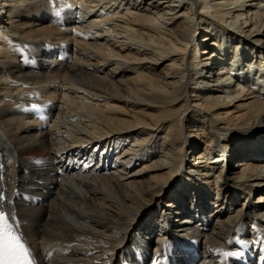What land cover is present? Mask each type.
<instances>
[{
    "label": "bare ground",
    "instance_id": "6f19581e",
    "mask_svg": "<svg viewBox=\"0 0 264 264\" xmlns=\"http://www.w3.org/2000/svg\"><path fill=\"white\" fill-rule=\"evenodd\" d=\"M263 2L0 0V194L37 264H264Z\"/></svg>",
    "mask_w": 264,
    "mask_h": 264
},
{
    "label": "snow or ice",
    "instance_id": "6c2138e0",
    "mask_svg": "<svg viewBox=\"0 0 264 264\" xmlns=\"http://www.w3.org/2000/svg\"><path fill=\"white\" fill-rule=\"evenodd\" d=\"M83 166L90 167L86 164ZM6 200L7 197L0 194V264H37L33 251L22 234L17 216L5 207ZM224 255L230 254L225 252ZM151 264H160V261L153 260Z\"/></svg>",
    "mask_w": 264,
    "mask_h": 264
},
{
    "label": "rangeland",
    "instance_id": "374dc122",
    "mask_svg": "<svg viewBox=\"0 0 264 264\" xmlns=\"http://www.w3.org/2000/svg\"><path fill=\"white\" fill-rule=\"evenodd\" d=\"M3 3H5L6 1H2ZM254 2H256V1H254ZM263 4H264V2H263ZM264 6V5H263ZM0 8H1V6H0ZM70 15V14H69ZM67 16V15H66ZM70 17L72 18V20H75V13H74V15L73 14H71L70 15ZM76 17H77V21L81 24H86L87 23V21H86V19L85 18H81V14L79 15L78 13H76ZM65 18H67V17H65ZM68 19V18H67ZM70 19V18H69ZM232 18H228V20L230 21ZM26 20V19H25ZM30 20V19H29ZM7 21H9L8 20V18H7ZM38 23H43V22H38ZM51 26V25H53L54 23H52V21L51 20H45L44 21V23L43 24H40L39 26L37 25L36 27H34V28H46L47 26H49V25ZM240 24V22H238V23H236V26H240L239 25ZM6 25H8V24H6ZM55 26L56 25H58L57 27H59V23H55L54 24ZM16 26H17V24H16ZM46 26V27H45ZM33 27L31 28V29H34ZM242 51V50H241ZM240 51V53H243V52H241ZM240 56H242V54L240 55ZM168 63V62H167ZM162 68H163V66H162ZM219 67H216V68H214V70H217ZM247 70V69H246ZM245 69H244V73H240V75H239V73L238 72H236V71H234V77H233V79H236V80H239L240 79V81H242V83L243 82H245V83H247L248 81H247V71H246ZM242 72V71H241ZM246 73V74H245ZM211 76H214V74L213 73H211L210 74ZM199 76V75H198ZM242 78V79H241ZM201 79H203V78H201ZM201 79H199V81H201ZM236 80H234V82L232 83V87H230V89H232L233 90V88L235 89V88H237V84H235L234 86H233V84L236 82ZM206 81H208V79H205V82ZM210 84H214V81H213V78L211 77L210 78ZM228 82V81H227ZM216 83V82H215ZM213 88V87H212ZM49 101V106L46 108V109H48V110H50V106L52 107L51 109V111H53L51 114H54L53 115V119L56 121V119H57V121H58V116H60L61 114V112L63 111V109H62V106L65 108L66 106L64 105V103H62V101L61 100H59L58 102H57V100H55L56 102V104L55 105H60V106H55V105H52V103L53 102H50V100H48ZM48 101H47V103H48ZM117 105H119V106H122V111L120 110V112L121 113H113V115L115 116V117H118L117 115H121V114H125V113H127V114H133L132 113V110L130 109V107L129 106H124V104H117ZM30 107V106H29ZM29 107H27V108H29ZM25 108V107H24ZM23 108V109H24ZM26 108V109H27ZM33 108H35V110L36 109H39L38 107L36 108V107H33ZM57 108L59 109V110H57ZM26 109H24V110H26ZM56 109V110H55ZM62 109V111H60ZM39 110H41V109H39ZM59 111V112H58ZM21 112H24L23 110L21 111ZM38 112V111H37ZM66 112L68 113L69 112V110H66ZM32 113H33V115H34V112L32 111ZM55 114H57V115H55ZM69 114V116H72V112H69L68 113ZM25 115V114H24ZM33 115H30V116H27V115H25L24 117H25V119H26V121L27 122H31L32 120H35V121H37V122H40V121H38V120H36V117H35V115L33 116ZM57 117V118H56ZM73 117V116H72ZM54 120H52V122H49V125H53L54 124ZM74 123L75 124H78L79 123V121H77V120H74ZM158 134H161L162 136L165 134L164 132L162 133V132H160V133H158ZM161 137V136H160ZM159 141H160V139H158ZM161 141H163V138L161 139ZM202 147H204V144H202ZM215 149H221V147H219V146H216V148ZM159 151H161V149L159 150ZM121 152V151H120ZM199 152V151H198ZM197 152V153H198ZM237 156H235L234 155V157H232V158H230L231 159V163L233 164H235V166H238V162H236L237 161ZM193 162H195V160H194V157H193V155H188V158H186V176H188L187 174V169H189V167H191V163H193ZM140 166V164H137V165H135L134 167H132V168H130V170L129 171H134L135 169H137L138 167ZM220 169H223L221 166H219V165H217V167H216V170H218L217 171V173H219L220 172ZM242 169V167H237V169H235V171H239V170H241ZM234 171H231L230 172V174L229 175H231V177H235V174L233 173ZM216 173V174H217ZM223 175H226L227 174V171H223V173H222ZM174 183V182H173ZM178 184V181L173 185L174 187L175 186H179V185H177ZM251 198H252V200L253 201H255L257 198H259V192L256 190V191H253V193L251 194ZM242 202V201H241ZM241 202H240V204L238 205V206H241ZM237 206V207H238ZM160 215V214H159Z\"/></svg>",
    "mask_w": 264,
    "mask_h": 264
}]
</instances>
